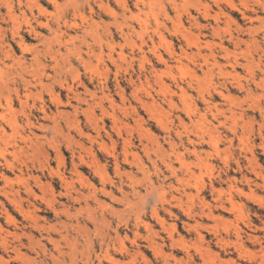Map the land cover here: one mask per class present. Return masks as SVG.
I'll use <instances>...</instances> for the list:
<instances>
[{
  "label": "rangeland",
  "instance_id": "1",
  "mask_svg": "<svg viewBox=\"0 0 264 264\" xmlns=\"http://www.w3.org/2000/svg\"><path fill=\"white\" fill-rule=\"evenodd\" d=\"M128 26L134 30L123 37L121 31L126 32ZM121 50L123 57L118 56ZM39 71L49 76L42 78L41 86L35 82ZM263 79L264 0H0V82L6 84L0 85V99L2 104L5 99L11 100V109L3 104L0 114L14 118L19 133L33 132L35 137L29 135L33 141L37 138L42 143L38 151L18 155L16 161L8 156L15 164L13 171L0 160V188L22 191V178L27 181L31 175L41 177L43 184L50 183L56 193L64 194L65 185L55 177L59 170L69 178L72 192L77 189L86 194L87 183L100 188L101 179L86 166L79 171L85 182L75 177L72 166L82 156L87 162L96 161L99 173L103 172L101 175L114 184L119 183L121 175L130 205L112 204L108 198L99 197L105 205L101 209L90 203L91 212L85 213L78 211L82 204L72 206V223L85 227L83 235L87 233L94 243L90 253L87 248L80 249L83 256L77 254L76 264H82L87 254L91 264H112L104 257L102 242L109 243L110 239L114 242L110 255L118 264H205L209 259L212 263L206 264H264ZM69 87L77 91V99L68 92ZM150 103L152 106L148 107ZM88 118L93 120L89 122ZM98 126L100 130L96 131ZM6 130L8 136H16ZM116 130H120L119 135ZM114 158L118 160L119 173ZM169 161L181 183L175 182L165 169ZM1 175L10 178L11 185ZM34 189L41 209L40 222L55 224L54 212L39 200L40 189ZM44 191L46 200L53 204L50 193ZM114 197L121 198L118 193ZM56 200L57 209L67 205L65 197ZM4 209L16 216L17 226H8L0 213L3 229L18 233L27 226L0 195V212ZM89 217L95 219L93 224ZM60 221L67 223L64 218ZM222 239L228 244L226 248L221 241L218 243ZM182 240L184 243L179 242ZM151 241L158 247H147ZM122 243L128 254L122 253ZM183 244L184 250L180 247ZM199 250L203 256L198 257ZM243 251L241 258L238 253ZM246 251L253 252L254 257ZM186 253L193 262H188ZM247 255L251 257L247 259Z\"/></svg>",
  "mask_w": 264,
  "mask_h": 264
},
{
  "label": "bare ground",
  "instance_id": "2",
  "mask_svg": "<svg viewBox=\"0 0 264 264\" xmlns=\"http://www.w3.org/2000/svg\"><path fill=\"white\" fill-rule=\"evenodd\" d=\"M50 1V0H49ZM247 1V0H246ZM35 2V1H34ZM183 2V1H182ZM258 2V1H257ZM33 3V2H32ZM53 3H55L54 1H53ZM259 3V2H258ZM56 4V3H55ZM57 5V4H56ZM142 5V4H141ZM201 5V4H200ZM121 6H122V4H121ZM261 6H262V4H261ZM208 8V7H207ZM7 9V8H6ZM12 9V8H11ZM11 11V10H10ZM9 12V11H8ZM109 12V11H108ZM113 12V11H112ZM80 13V12H79ZM150 13V12H149ZM205 13V12H204ZM110 14H111V12H110ZM113 14V13H112ZM111 14V15H112ZM8 15H10V14H8ZM23 15H24V13H23ZM110 15V16H111ZM114 16H115V14H113ZM130 15V14H129ZM190 16V15H189ZM11 17H12V15H11ZM223 17V16H222ZM141 19V18H140ZM158 19V18H157ZM251 19V18H250ZM3 20V19H2ZM57 20V19H56ZM4 21V20H3ZM157 22V21H156ZM146 23V22H145ZM57 24V23H56ZM119 25V24H118ZM142 25V24H141ZM41 26V25H40ZM48 26V25H47ZM65 26V25H64ZM145 26V25H144ZM172 27V26H171ZM49 28V27H48ZM69 28V27H68ZM145 28H147V27H145ZM201 29V28H200ZM203 29V28H202ZM206 29V28H205ZM134 30V28H131V27H129L128 26V28H127V30H126V32H124V31H121V34H122V36L124 37V36H127L131 31H133ZM145 30V29H144ZM147 32H148V30H146ZM51 32V31H50ZM97 32V31H96ZM138 32V31H137ZM145 32V31H144ZM57 33V32H56ZM64 33V32H63ZM139 33V32H138ZM96 34V33H95ZM142 34H144V33H142ZM153 34V33H152ZM178 34V33H177ZM138 35V34H137ZM139 35H141L140 33H139ZM54 36H55V34H54ZM60 36V35H59ZM162 36V35H161ZM183 36V35H182ZM185 36V35H184ZM183 36V37H184ZM157 37V36H156ZM19 38H20V36H19ZM185 38V37H184ZM189 38V37H188ZM187 39V38H186ZM157 40H159L160 41V39H158V37H157ZM127 42V41H126ZM166 42V41H165ZM192 42V41H191ZM256 42V41H255ZM97 43V42H96ZM130 43V42H129ZM170 43V42H169ZM187 43V42H186ZM189 43V42H188ZM66 44V43H65ZM95 44V43H94ZM164 44V43H163ZM168 44V43H167ZM190 44V43H189ZM130 45V44H129ZM160 45V44H159ZM166 45V43L164 44V46ZM194 45H195V43H194ZM236 45V44H235ZM59 46H60V44H59ZM109 46H112L113 47V45H109ZM109 46H108V48H109ZM161 46V45H160ZM170 46V45H169ZM247 46V45H246ZM201 47V46H200ZM27 48V47H26ZM65 48V47H64ZM170 48V47H169ZM66 49H68V48H66ZM65 49V50H66ZM77 49V48H76ZM112 49V48H111ZM155 49V48H154ZM161 49V48H160ZM49 50V49H48ZM156 50V49H155ZM154 50V51H155ZM164 50V49H163ZM50 51V50H49ZM139 51V50H138ZM222 51V50H221ZM224 51H225V49H224ZM261 51V50H260ZM140 52V51H139ZM184 52V51H183ZM225 52H228V51H225ZM263 52V51H262ZM46 52H44V54H45ZM52 53V52H51ZM55 53V52H54ZM90 53H93V52H90ZM152 53H154L153 52V50H152ZM162 53V52H161ZM48 54V53H47ZM173 54V53H172ZM175 54V53H174ZM210 54V53H209ZM226 54V53H225ZM55 55H56V53H55ZM54 55V56H55ZM90 55V54H89ZM93 55V54H92ZM156 55V54H155ZM171 55V54H170ZM183 55H184V53H183ZM228 55H229V53H228ZM228 55H226V56H228ZM118 56H122L123 57V52H122V50H121V52H120V54L118 55ZM185 57H186V54L184 55ZM183 56V58H185ZM197 56V55H196ZM200 56V55H199ZM94 57H97V56H94ZM100 57V56H99ZM98 57V58H99ZM225 57V56H224ZM6 58V57H5ZM108 58H110V56L108 57ZM180 58V57H179ZM188 58H191L190 56H187V59ZM54 59V58H53ZM100 59V58H99ZM98 59V60H99ZM192 59V58H191ZM235 59V58H234ZM12 60V59H11ZM55 60V59H54ZM186 60V59H185ZM245 60V59H244ZM20 61V60H19ZM51 61H53V60H51ZM113 61V60H112ZM115 61V60H114ZM39 61H37V63H38ZM125 62V61H124ZM167 62V61H166ZM204 62H205V60H204ZM247 62H248V60H247ZM251 62V61H250ZM82 63H84V62H82ZM98 63H99V61H98ZM165 63V62H164ZM179 63V62H178ZM206 63H207V61H206ZM209 63V62H208ZM238 63V62H237ZM251 63H253V62H251ZM255 63V62H254ZM20 67L22 66L19 62L17 63ZM89 63H87V65H88ZM91 64V63H90ZM214 64V63H213ZM250 64V63H249ZM56 65H57V63H56ZM164 65V64H163ZM181 65V64H180ZM258 65V64H257ZM53 66V65H52ZM90 66H92V65H90ZM213 66V65H212ZM215 66H217V65H215ZM247 66V65H246ZM36 67H39V65L37 66V64H36ZM120 67V66H119ZM258 67V66H257ZM24 68H25V66H24ZM40 68H42V66L40 67ZM142 68V67H141ZM168 68V67H167ZM219 68L221 69V67L219 66ZM10 69V68H9ZM26 69H27V67H26ZM59 69V68H58ZM92 69V68H91ZM210 69V68H209ZM232 69V68H231ZM251 69V68H250ZM33 70V69H32ZM190 70V69H189ZM248 70H249V68H248ZM35 71H37V70H35ZM34 71V72H35ZM41 71H42V69H41ZM152 71V70H151ZM193 71V70H192ZM220 71V70H219ZM9 72H10V70H9ZM161 72V71H160ZM207 72V71H206ZM212 72V71H211ZM221 72V71H220ZM249 72V71H248ZM251 72H252V69H251ZM262 72V71H261ZM35 73H37V72H35ZM57 73V72H56ZM188 73V72H187ZM39 74H40V71H39ZM55 74V73H54ZM154 74V73H153ZM208 74H210V73H208ZM225 74V73H224ZM140 75V74H139ZM9 76V75H8ZM22 76V75H21ZM46 77V78H48L49 76H47V75H45L44 73H41L40 74V77L37 79V81H35V82H37L40 86L42 85V78L43 77ZM102 76V75H101ZM162 76V75H161ZM185 76V75H184ZM225 76V75H224ZM223 75H222V77H224ZM226 76H228V74H226ZM7 76H5V78H6ZM158 77V76H157ZM239 77V76H238ZM7 78H9V77H7ZM91 79V78H90ZM262 79V78H261ZM8 80V79H7ZM141 80V79H140ZM160 80V79H159ZM264 80V79H263ZM7 82V81H6ZM23 82H25L24 80H23ZM148 82V81H147ZM158 82V81H157ZM208 82V81H207ZM209 82H210V80H209ZM263 82V81H262ZM1 83L5 86L6 84H4L2 81L0 82V85H1ZM27 83H28V81H27ZM26 83V84H27ZM131 83V82H130ZM156 83V82H155ZM160 83H162V82H160ZM12 84V83H11ZM29 84V83H28ZM37 84V85H38ZM258 84V83H257ZM161 85V84H160ZM162 85H163V83H162ZM76 86V85H75ZM239 86H241V84H239ZM239 86H238V88H239ZM259 86V85H258ZM263 86V85H262ZM44 87V86H43ZM201 87V86H200ZM139 88V87H138ZM143 88V87H142ZM166 88V87H165ZM206 88H208V87H206ZM215 88V87H214ZM259 88H260V86H259ZM160 89V88H159ZM204 89V88H203ZM262 89H263V87H262ZM18 90V89H17ZM102 90V89H101ZM137 90V89H136ZM139 90V89H138ZM142 90V89H141ZM141 90H140V92H141ZM144 91H146L145 89H143ZM162 91H165V90H163V89H161ZM168 90V89H167ZM180 91H181V89H179ZM201 90V89H200ZM14 91H16V90H14ZM88 91V90H87ZM209 91V90H208ZM251 91V90H250ZM249 91V92H250ZM68 92H70V94L73 96V98L74 99H77L78 97H79V94L77 93V91L76 90H74V87H69V91ZM168 92V91H167ZM199 92V91H198ZM122 93V92H121ZM169 93V92H168ZM28 94V93H27ZM181 94V93H180ZM252 94V93H251ZM261 94V93H260ZM19 95V94H18ZM24 95V94H23ZM31 94H29V96H30ZM94 95V94H93ZM26 96V95H25ZM25 96H23V97H25ZM108 96V95H107ZM135 96H136V94H135ZM164 96V95H163ZM166 96V95H165ZM181 96V95H180ZM122 97H124V96H122ZM259 97V96H258ZM263 97V96H262ZM9 98V97H8ZM27 98V97H26ZM52 98V97H51ZM98 98V97H97ZM134 98H138V97H134ZM164 98V97H163ZM186 98V97H185ZM223 98V97H222ZM227 98V97H226ZM25 99V98H24ZM106 99H108V98H106ZM182 99V98H181ZM52 100H54V99H52ZM85 100V99H84ZM135 100V99H134ZM137 100V99H136ZM179 100V99H178ZM203 100V99H202ZM26 101V100H25ZM98 101V100H97ZM106 101V100H105ZM81 102V101H80ZM85 102V101H84ZM108 102L110 103V100H108ZM124 102V101H123ZM141 102V101H140ZM166 102V101H165ZM264 102V101H263ZM96 103V102H95ZM145 103V102H144ZM168 103H169V101H168ZM172 104L171 105H173V102H171ZM3 104H4V106L7 108V109H11V100L10 99H5L4 100V102H3ZM3 104H2V102H1V99H0V107L2 108L3 107ZM19 104V103H18ZM21 104V103H20ZM59 103H57V105H58ZM86 104V103H85ZM140 104V103H139ZM110 105V104H109ZM148 105V104H147ZM150 105L152 106V104L150 103L149 104V106L148 107H150ZM155 105V104H154ZM187 105H188V103H187ZM186 105V106H187ZM22 106H24L23 105V103H22ZM21 106V107H22ZM27 106V105H26ZM39 106V105H38ZM88 106V105H87ZM90 106V105H89ZM88 106V107H89ZM99 107H100V105H98ZM111 106V105H110ZM143 106V105H142ZM185 106V107H186ZM194 106V105H193ZM92 107V106H91ZM115 107V106H114ZM147 107V108H148ZM156 107H157V105H156ZM156 107H154V108H156ZM171 107V106H170ZM187 107H189V106H187ZM87 108V107H86ZM172 108V107H171ZM195 108V107H194ZM249 108V107H248ZM74 109V112H75V114H77L78 113V108L77 107H75V108H73ZM90 109V108H89ZM113 109V108H112ZM145 109V108H144ZM149 109V108H148ZM103 110V109H102ZM132 111H133V109H131ZM185 110H186V108H185ZM188 110H192L191 108L189 109V108H187V111ZM90 111H91V109H90ZM100 111V110H99ZM105 111V110H104ZM147 111V110H146ZM152 111H154V110H152ZM42 112H43V114L45 115V113H44V111L42 110ZM124 112V111H123ZM126 112V111H125ZM186 112V111H185ZM13 114H14V112H12ZM17 113V112H16ZM94 113V112H93ZM134 113H136V112H134ZM156 113V112H155ZM190 113H191V111H190ZM192 113H193V111H192ZM111 114H113V117H114V113H111ZM124 114V113H123ZM149 114V113H148ZM154 114V113H153ZM157 114V113H156ZM185 114V113H184ZM188 114H189V112H188ZM16 115V114H15ZM43 115V116H44ZM92 115V114H91ZM190 115V114H189ZM188 115V116H189ZM193 115V114H192ZM110 116V115H109ZM108 116V117H109ZM150 116V115H149ZM195 116V115H194ZM13 117V116H12ZM93 117H95L94 115H93ZM107 117V116H106ZM112 117V116H111ZM126 117H127V114H126ZM161 117V116H160ZM187 117V116H186ZM45 118H46V115H45ZM97 118V117H96ZM115 118V117H114ZM155 118V117H154ZM158 118V117H157ZM201 118H203V116L201 117ZM224 118V117H223ZM47 119V118H46ZM139 119V118H138ZM153 119V118H152ZM188 119V118H187ZM74 120V119H73ZM89 122L91 121V120H93V119H91V118H88L87 119ZM111 121L113 120V118L112 119H110ZM151 120V119H150ZM155 120V119H154ZM158 120H159V118H158ZM190 120V119H189ZM202 120V119H201ZM53 121V120H52ZM117 121L118 120H116V123H117ZM160 121V120H159ZM181 122V121H180ZM140 123V122H139ZM144 123V122H143ZM155 123V122H154ZM158 123V122H157ZM182 123V122H181ZM94 125H95V123H93ZM197 124V123H196ZM70 125V124H69ZM157 125V124H156ZM159 125V124H158ZM164 125V124H163ZM163 125H161V126H163ZM219 125V124H218ZM126 126V125H125ZM124 126V127H125ZM41 127V126H40ZM52 127V126H51ZM121 126H119V128H120ZM123 127V126H122ZM124 127H123V130H124ZM127 127V126H126ZM182 127V126H181ZM185 127H187V125L185 126ZM198 127V126H197ZM213 127V126H212ZM216 127V126H215ZM214 127V128H215ZM18 123H17V121L13 118H7V117H5L4 115H2V114H0V160L6 165V167L7 168H9L11 171H13L14 169H16V167H15V164L14 163H12V162H10L7 158H8V156L9 157H11L12 159H13V161H16V159H18V155H21V154H23V153H28L29 151H31V152H35V151H38L39 150V148L42 146V143L40 144L39 142H38V140H37V138H36V140L35 141H33V139L29 136V135H31V136H33V137H35L34 136V134H32V133H29V135L27 134H21V133H19L18 132ZM41 128H44L43 126L41 127ZM53 128H56V127H53ZM52 128V129H53ZM73 128H75V127H73ZM116 129H117V127H115ZM161 128V127H160ZM164 128H166V126L164 127ZM6 129H10L11 130V132H14L15 134H16V136L17 137H19L18 139L16 138V136L13 138L11 135L10 136H8L9 134H7V130ZM96 129V128H95ZM122 129V128H121ZM127 128H125V130H126ZM168 129V128H167ZM187 129H188V127H187ZM212 129V128H211ZM210 129V130H211ZM216 129V128H215ZM243 129V128H242ZM252 129V128H251ZM41 130V129H40ZM57 130V129H56ZM55 130V131H56ZM92 130V129H91ZM100 130V128H99V126L97 127V130L96 131H99ZM206 130V129H205ZM208 130V129H207ZM235 130V129H234ZM61 131V130H60ZM117 132L116 133H118V135H119V132H120V130H116ZM119 131V132H118ZM178 131V130H177ZM31 132V131H30ZM78 132H79V134H83V131L82 130H78ZM168 132V131H167ZM205 132V131H204ZM203 132V133H204ZM57 133V132H56ZM55 133V134H56ZM99 133V132H98ZM105 133V132H104ZM127 133H130V132H128L127 131ZM133 133V132H132ZM180 133V132H179ZM211 133V132H210ZM233 133V132H232ZM59 134V133H58ZM177 134V133H176ZM185 134V133H184ZM188 134H189V132H188ZM104 135H106V134H104ZM116 135V134H115ZM128 135V134H127ZM132 135V134H131ZM149 135V134H148ZM208 135H209V133H208ZM68 136V135H67ZM106 136H108V135H106ZM203 136V135H202ZM120 137V136H119ZM180 137V136H179ZM183 137V136H182ZM87 138L89 139L90 138V135H87ZM210 138V137H209ZM87 139V140H88ZM106 139H108V137H106ZM203 139V138H202ZM208 139V138H207ZM212 139V138H211ZM211 139H210V141H211ZM241 139V138H240ZM242 139H243V137H242ZM241 139V140H242ZM123 140V139H122ZM130 140V139H129ZM156 140V139H155ZM177 140H178V137H177ZM232 140V139H231ZM180 141V140H179ZM187 141V140H186ZM209 141V142H210ZM111 142V141H110ZM124 141H122V143H123ZM127 142H129V141H127ZM127 142H125V143H127ZM1 143H2V145H1ZM114 143V142H113ZM113 143H112V145H113ZM131 143V142H130ZM153 143V142H152ZM171 144H172V142H170ZM198 143V142H197ZM67 144H69V143H67ZM90 144V143H89ZM195 144V143H194ZM213 144V143H212ZM22 145H24L25 147H26V149L27 150H25L24 149V147L22 146ZM101 145H102V143H101ZM104 145V144H103ZM111 145V146H112ZM115 145V144H114ZM123 145V144H122ZM200 145V144H199ZM70 146H71V144H70ZM75 146H76V144H75ZM192 146V145H191ZM91 147V146H90ZM113 147V146H112ZM130 147V146H129ZM144 147V146H143ZM57 148H58V146H57ZM56 148V149H57ZM103 148H104V146H103ZM144 148H147V147H144ZM170 148H172V147H170ZM176 148V147H175ZM184 148V147H183ZM68 149V148H67ZM123 149V148H122ZM247 149V148H246ZM87 150V149H86ZM86 150H84L85 152H86ZM147 150H148V148H147ZM161 150H162V148H161ZM88 151V150H87ZM90 151H92V149L90 150ZM90 151H88V152H90ZM157 151H159V150H156V153H157ZM194 151V150H193ZM43 152V151H42ZM159 153V152H158ZM194 153V152H193ZM91 154V153H90ZM105 154V153H104ZM124 154V153H123ZM122 154V155H123ZM126 154V153H125ZM132 154V153H131ZM136 154V153H135ZM192 154V153H191ZM196 154V153H195ZM121 155V156H122ZM130 155V154H129ZM170 155V154H169ZM169 155H167V156H169ZM18 156V157H17ZM124 156V155H123ZM126 156V155H125ZM135 157H136V155H134ZM38 157V156H37ZM112 157V156H111ZM175 157V156H174ZM178 157V156H177ZM92 158V157H91ZM124 158V157H123ZM136 158H138V157H136ZM168 158V157H167ZM197 158V157H196ZM93 159V158H92ZM95 159V158H94ZM177 159V158H176ZM199 159H201V158H199ZM47 159H45V161H46ZM56 160V159H55ZM113 160V159H112ZM114 160H115V166H116V171H117V173H119V163H118V160H117V158H114ZM196 160V159H195ZM198 160V159H197ZM246 160V159H245ZM125 161H127V159L125 158ZM130 161H131V159H130ZM133 161V160H132ZM138 161V160H137ZM177 161V160H176ZM252 161V160H251ZM254 161V160H253ZM33 162V161H32ZM41 162V161H40ZM44 162V161H43ZM60 162H62V161H59V163ZM96 162V161H95ZM95 162H91V161H89V162H87V161H85L83 158H82V156H79L78 157V163L75 165V163H73V166H72V173L74 174V175H76L75 177L77 178H80V180H82V182H85L81 177H83V176H81V175H79L80 173H79V171L80 170H82V168H83V166H86V168L87 167H90V168H92L93 170H95V173L96 174H98L99 175V177H100V179H101V187L100 188H95L94 186H92L91 184H88L87 183V188H89V191L86 193V194H84L83 192H81V191H79V190H74L73 192L70 190V188H69V183H68V179L69 178H67L64 174V171H57L56 173H55V177H56V179L60 182V184L61 185H65V187H64V194L62 193V192H55V190L52 188V186H51V184L50 183H47V184H43V182L41 181V177H38V176H31L30 175V179H28L27 181L26 180H24L23 178H22V180H23V183H22V187H23V190L21 191V190H15V189H13V187H9L10 189H7V188H0V195L3 197V199H5L9 204H11L12 205V207H13V212L15 213V214H17V215H19V216H21L23 219H24V221L26 222V224H27V226H23V228H21L20 230H19V232L17 233L15 230H14V232H10V231H7V230H5V229H3V227H2V225H1V223H0V249H1V251H2V255H0V264H76V259H77V254H80V249H82V248H87V252H89L90 253V250L91 249H93V246H94V243H92L93 241L89 238V236L87 235V233H85V235H83L84 234V231L86 232V228L84 227V228H81L80 226L81 225H79V223L78 222H75L74 224L72 223V213L70 212V210L72 209V206L73 205H79V206H81V204L83 205V206H81V207H79V210L78 211H81V210H83V211H85V213L87 212V213H89V212H91V208L89 209V204L90 203H94L95 205H96V208H102L103 206L105 207V205L104 204H101L100 202L101 201H99L98 200V198L99 197H101V198H108V200L112 203V204H115L116 202L118 203V202H127L128 201V197H127V195L123 192V182H122V177H121V175H120V181H119V183L118 184H114L113 182H111L109 179H107V178H105V177H103L102 175H103V172H101L102 170L100 169V172H101V174L99 173V169H98V165H97V168L95 167L96 166V164H94ZM140 162V161H139ZM160 162V161H159ZM181 162H183V161H181ZM201 161H199V163H200ZM38 163H39V161H38ZM178 164L180 163V162H177ZM253 163H255V162H253ZM42 164V163H41ZM124 164H126V163H124ZM128 164V163H127ZM132 164V163H131ZM153 164V163H152ZM163 164V163H162ZM257 164V163H256ZM255 164V165H256ZM38 165V164H37ZM130 165V164H129ZM180 165H182L181 163H180ZM183 165H184V167H185V164L183 163ZM24 166V165H23ZM26 166V169H28V167H27V165H25ZM39 166H40V164H39ZM64 166V165H63ZM63 166H62V168H63ZM134 166V165H133ZM136 166V165H135ZM162 166V165H161ZM207 165L205 164L204 165V167H206ZM38 167V166H37ZM164 167H165V169L169 172V175L171 176V177H174V179H175V182H179V183H181L180 181V179H179V177L177 176V171L173 168V166H172V163H171V161H169L168 163H165V165H164ZM199 167V166H198ZM24 168V167H23ZM39 168V167H38ZM42 169L43 168H46L45 166H42L41 167ZM102 168V167H101ZM187 168V167H186ZM185 168V169H186ZM6 169V168H5ZM139 169V168H138ZM155 169V168H154ZM164 169V170H165ZM180 169H184V168H180ZM179 169V170H180ZM184 169V170H185ZM199 169V168H198ZM204 169V168H203ZM115 170V169H114ZM165 170V171H166ZM178 170V169H177ZM187 170V169H186ZM185 170V171H186ZM252 170V169H251ZM19 171V173L20 174H22L23 173V171L21 170V169H19L18 170ZM104 171V170H103ZM144 171V170H143ZM181 171V170H180ZM185 171H184V173H185ZM253 171V170H252ZM159 172V171H158ZM9 173H11V172H9ZM49 173V172H48ZM53 173V172H52ZM105 173V172H104ZM180 173V172H179ZM187 173H189V172H187ZM122 174V173H121ZM130 174V173H129ZM147 174V173H146ZM192 174V173H191ZM105 175V174H104ZM117 175V174H116ZM81 176V177H80ZM122 176H124L123 174H122ZM130 176V175H129ZM128 176V177H129ZM160 176V175H159ZM189 176H190V174H189ZM1 177L3 178V181L4 182H6V184L7 185H11V181L8 179V178H6V177H4L3 175H1ZM107 177V176H106ZM131 177V176H130ZM170 177V178H171ZM85 178V177H84ZM147 178H149V177H147ZM168 178H169V176H168ZM261 178V177H260ZM100 179H98V180H100ZM190 179V178H189ZM17 180H18V178H17ZM29 180H31V183H29ZM130 180V179H129ZM243 180V179H242ZM87 181V180H86ZM146 181V180H145ZM186 181H188V180H186ZM186 181H185V183H186ZM233 181V180H232ZM81 182V181H80ZM131 182V181H130ZM248 182V181H247ZM77 183H78V180H77ZM179 183H177V184H179ZM19 184V183H18ZM21 184V183H20ZM186 184H188V183H186ZM132 185V184H131ZM185 185V184H184ZM188 186V185H187ZM35 187H38L39 189H40V191L42 192V195L40 196V198H39V200L40 201H43V202H45L46 203V206L48 207V209H50V210H52L53 212V214H55V217H56V223L55 224H53V225H50V224H47L44 220L42 221V222H40V220H41V217L39 216V213L41 212V209H40V207L38 206V204L36 203V199H37V194L35 193ZM169 187L172 189L173 188V186L170 184L169 185ZM168 187V188H169ZM189 187V186H188ZM204 187V186H203ZM202 187V188H203ZM264 187V186H263ZM72 188H73V186H72ZM44 189L47 191V192H49L50 193V195L52 196V198H53V204L51 203H49V201H47L46 200V192L44 191ZM109 189V190H108ZM170 189V190H171ZM183 189V188H182ZM232 190V189H231ZM40 192V193H41ZM148 192V191H147ZM177 193H178V191H176ZM183 192H184V190H183ZM116 193H118L120 196H121V198L120 199H117V198H115L114 197V194H116ZM164 193V192H163ZM198 193V192H197ZM162 194V193H161ZM184 194V193H183ZM246 194V193H245ZM24 195V196H23ZM49 195V194H48ZM189 196V195H188ZM253 196H255V195H253ZM56 197H58V198H63V197H65V200H66V202H67V205H60L61 206V208L60 209H57L56 207H55V205L57 204V200H56ZM165 197V196H164ZM199 198V197H198ZM201 198V197H200ZM232 198V197H231ZM171 200V199H170ZM201 200H203V199H201ZM174 201H175V199H174ZM189 201V200H188ZM229 201V200H228ZM129 202V201H128ZM127 202V203H128ZM258 202V201H257ZM179 203V202H178ZM202 203H203V201H202ZM208 203V202H207ZM122 204V203H121ZM129 204V203H128ZM209 204V203H208ZM230 204V203H229ZM130 205V204H129ZM173 205V204H172ZM235 205V204H234ZM107 206V205H106ZM171 206V205H170ZM169 206V207H170ZM177 206V205H176ZM175 206V207H176ZM233 206V205H232ZM94 207V206H93ZM173 207V206H172ZM178 208L180 207V209H181V206H177ZM176 207V208H177ZM236 207V206H235ZM239 207V206H238ZM95 208V207H94ZM110 208V207H109ZM112 208V207H111ZM237 209V208H236ZM166 210V209H165ZM78 211H76V212H78ZM95 211V210H94ZM164 211V210H163ZM229 211V210H228ZM232 211V210H231ZM75 212V213H76ZM111 212V211H110ZM154 212V211H153ZM169 212V211H168ZM186 212H188V211H186ZM0 213H2V215H4V217H5V221H6V223H7V225L8 226H13V227H16L17 226V219H16V216L13 214V213H11L10 211H8V210H3V211H1ZM109 213V212H108ZM112 213V212H111ZM170 213V212H169ZM110 214V213H109ZM153 214V213H152ZM155 214H157V213H155ZM189 214V213H188ZM188 214L186 215V216H188ZM77 215V214H76ZM100 215V214H99ZM167 215H168V213H167ZM206 215V214H205ZM114 216V215H113ZM121 216V215H120ZM136 216V215H135ZM172 216V215H171ZM202 216V215H201ZM119 217V216H118ZM155 217H157V216H155ZM207 217V216H206ZM61 218H64L66 221H67V223H63V221H60L61 220ZM91 220V222H92V224L95 222V219H93V217L91 218V217H89L88 218V220ZM157 219V218H156ZM186 219V218H185ZM193 219V218H192ZM136 220V222H137V219H135ZM163 220V219H162ZM243 220V219H242ZM103 221V220H102ZM161 221V219L159 220V222ZM104 222V221H103ZM161 223V222H160ZM96 225V224H95ZM140 225V224H139ZM158 225H160V224H158ZM162 225V224H161ZM246 225V224H245ZM85 226V225H84ZM148 226V225H147ZM203 226V225H202ZM82 227H83V225H82ZM173 227V226H172ZM195 227V226H194ZM201 227V226H200ZM97 228V227H96ZM144 228H147V227H145V225H144ZM150 228V227H149ZM190 228H193L192 226L190 227ZM198 228V227H197ZM213 228V227H212ZM235 228V227H234ZM170 229V228H169ZM195 229V228H194ZM238 229V228H237ZM246 229V228H245ZM249 229V228H248ZM84 230V231H83ZM99 230V229H98ZM147 230H149V229H147ZM187 230V229H186ZM88 231V230H87ZM151 231V230H150ZM174 231V230H173ZM188 231V230H187ZM193 231V230H192ZM95 232V231H94ZM172 232V231H171ZM208 232V231H207ZM115 233V232H114ZM152 233V231L150 232V234ZM100 234V233H99ZM133 234H136V232L135 233H133ZM103 235V234H102ZM151 235H153V234H151ZM170 235V234H169ZM198 235V234H197ZM105 236V235H104ZM109 237V236H108ZM124 237V236H123ZM136 237V239H137V235L135 236ZM199 237V236H198ZM235 237V236H234ZM238 237V236H237ZM236 237V239H238ZM200 238L201 239H203V236H201V234H200ZM145 239V238H144ZM170 239H171V236H170ZM240 239V238H239ZM253 239V238H252ZM255 239V238H254ZM171 240H173V239H171ZM179 240V239H178ZM200 240V239H199ZM145 241V240H144ZM203 240H201V242H202ZM220 241L225 245L224 246V248H226V246L228 245H226V242L222 239V240H219L218 241V243L220 244ZM239 241V240H238ZM237 241V242H238ZM253 241V240H252ZM100 242V241H99ZM99 242H98V245H99ZM105 245H104V248H105V259L107 260V261H109V262H111L112 264H118V261L114 258V257H112L111 255H110V250L112 249V250H114V242H113V240L112 239H110V242L109 243H105V240H103L102 241ZM171 242V241H170ZM172 242H174V240L172 241ZM180 243H184V240H182V242L181 241H179ZM200 242V243H201ZM228 242V241H227ZM236 242V244H237V246H238V248L237 249H240L239 248V246H241V245H239V243H237ZM241 242V241H240ZM102 243V244H103ZM132 243V242H131ZM174 243H176V245H178V243L176 242V240H175V242ZM179 243V244H180ZM233 243H235V242H233ZM118 244V243H117ZM149 245L147 246V247H150V249H151V247L152 248H156V247H158V246H156V244L154 243V242H150V243H148ZM202 244V243H201ZM101 245V244H100ZM160 245V244H159ZM173 245V244H172ZM182 245V244H181ZM184 245V244H183ZM231 245H233V244H231ZM48 246H50L51 247V250H49L48 249ZM120 246V245H119ZM132 246V245H131ZM203 246V245H202ZM234 246V245H233ZM121 249H122V253H124V255L125 254H128L129 253V251H127L126 250V248L124 247V245H123V243L121 244ZM175 247V246H174ZM181 247V249L183 248V250L185 249L184 247H185V245L184 246H180ZM231 247V246H230ZM235 247H236V245H235ZM243 247V246H242ZM101 248V247H100ZM178 248V247H177ZM220 248V247H219ZM223 248V247H222ZM221 248V249H222ZM228 248H229V246H228ZM121 249H120V251H121ZM180 249V248H179ZM180 249V250H181ZM200 249V248H199ZM203 249H206V248H203ZM208 249V253L211 255H213V253H211L212 251H210L209 250V248H207ZM220 249V250H221ZM236 249V250H237ZM94 250V249H93ZM104 250V249H103ZM158 250V249H157ZM156 250V254L157 253H159L158 251ZM187 250V249H186ZM185 250V251H186ZM233 250H235V248L233 249ZM242 250V249H241ZM262 250V249H261ZM119 251V250H118ZM200 251V250H199ZM205 251H207V250H205ZM223 251H224V249H223ZM258 251H260V250H258ZM86 252V253H87ZM152 252H154V251H152ZM196 252L198 253V251L196 250ZM201 252L202 251H200V255L198 254V257L199 256H203V254H201ZM204 252V251H203ZM236 252V251H235ZM247 252V251H246ZM121 253V252H120ZM136 254L138 253V252H135ZM140 253H141V251H140ZM155 253V252H154ZM162 253V252H161ZM248 254L249 253H251L250 251L249 252H247ZM34 255V257H31L30 255ZM155 254V255H156ZM207 254V253H206ZM205 254V255H206ZM209 254H207L208 256H209ZM238 254H242L241 255V258H242V256L245 254L244 253V251H243V253H238ZM253 254V252L251 253V255ZM263 254V253H262ZM137 255H139V253L137 254ZM158 255V254H157ZM186 255H187V253H186ZM206 255V256H207ZM211 255V256H212ZM251 255H247V259H248V257L250 256L251 257ZM264 255V254H263ZM80 256L82 257L83 255H81L80 254ZM166 256H168V255H166ZM214 256V255H213ZM217 256V255H216ZM238 256V255H237ZM253 257H254V255H252ZM258 256V255H257ZM256 256V258H258ZM262 256V255H261ZM103 257V256H102ZM132 257V256H131ZM142 257V256H141ZM155 257V256H154ZM160 257V256H159ZM240 257V256H239ZM252 257V258H253ZM168 258V257H167ZM187 258H188V262H193L194 260H193V257H191L190 255H187ZM215 258V257H214ZM217 258V257H216ZM243 258H244V256H243ZM259 258H260V256H259ZM262 258V257H261ZM261 258H260V260L259 261H262L261 260ZM171 259V258H170ZM206 259H208L207 257H206ZM240 259V258H239ZM246 259V260H247ZM251 259V258H250ZM166 260V259H165ZM175 261V259H173L172 258V261ZM204 260V259H203ZM264 260V259H263ZM137 261V260H136ZM177 261V260H176ZM175 261V262H176ZM183 261V260H182ZM208 261H210V259L208 260ZM207 261V262H208ZM221 261H223V260H221ZM243 261H245V260H243ZM251 261L252 260H250L249 262L251 263ZM254 261V260H253ZM81 262H82V264H91V259H90V256L87 254V256L85 257V258H83L82 260H81ZM131 262V261H130ZM149 262V261H148ZM206 262V263H207ZM211 262V261H210ZM209 262V263H210ZM232 262V261H231ZM247 262H248V260H247ZM177 263V262H176ZM205 263V264H206ZM212 263V262H211ZM229 263V262H228ZM263 263V262H262ZM177 264H179V263H177ZM186 264V263H185ZM203 264V263H202ZM225 264V263H224ZM230 264V263H229ZM259 264V263H258Z\"/></svg>",
  "mask_w": 264,
  "mask_h": 264
}]
</instances>
